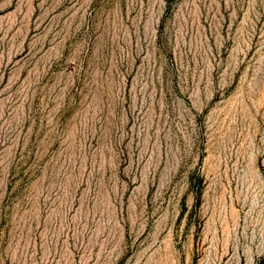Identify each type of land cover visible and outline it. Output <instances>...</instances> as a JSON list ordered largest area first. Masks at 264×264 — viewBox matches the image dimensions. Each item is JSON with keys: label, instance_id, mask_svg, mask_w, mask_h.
I'll list each match as a JSON object with an SVG mask.
<instances>
[{"label": "rangeland", "instance_id": "1", "mask_svg": "<svg viewBox=\"0 0 264 264\" xmlns=\"http://www.w3.org/2000/svg\"><path fill=\"white\" fill-rule=\"evenodd\" d=\"M0 264H264V0H0Z\"/></svg>", "mask_w": 264, "mask_h": 264}]
</instances>
